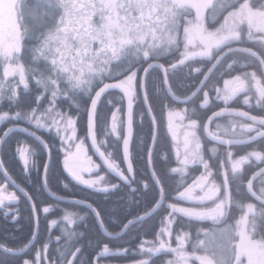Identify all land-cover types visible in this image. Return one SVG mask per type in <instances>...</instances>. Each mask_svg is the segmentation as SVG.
Returning <instances> with one entry per match:
<instances>
[{"label":"snow or ice","instance_id":"6c2138e0","mask_svg":"<svg viewBox=\"0 0 264 264\" xmlns=\"http://www.w3.org/2000/svg\"><path fill=\"white\" fill-rule=\"evenodd\" d=\"M0 124V264H264V0H0Z\"/></svg>","mask_w":264,"mask_h":264},{"label":"trees","instance_id":"16d2710c","mask_svg":"<svg viewBox=\"0 0 264 264\" xmlns=\"http://www.w3.org/2000/svg\"><path fill=\"white\" fill-rule=\"evenodd\" d=\"M3 126H4L3 124H0V127H3ZM10 145H11V148L14 149V147H15V140L14 139H12L10 141ZM5 152L7 155V161H8L9 168L11 170L12 175L16 179L17 183L20 184L21 186H25L27 184V186L29 188H33L35 181L37 179L35 173H33L32 182H27L26 178L24 177V175L21 171V166L17 163V161L15 159H13L12 152L8 148L5 149ZM53 159L55 161V155H54ZM139 170L141 173L144 172L142 163L139 165ZM60 171H62V169H58L54 163L53 164V172L56 174H59ZM50 187H51L52 191H56L60 195H66L65 191L62 189V187L58 183L55 182V180L52 181ZM74 193L78 196H87L88 195L87 192L79 190V189H74ZM35 194H36L37 200L41 204H43L44 201H47L50 199L48 194L45 191L36 192ZM90 198H95V197H90ZM19 208H20V212L22 215L20 225H16V224L12 223L10 220H6L3 217L2 213H0V238H3L5 236V234H8V233H13L16 236H21V237L28 234L29 223H28L27 217L29 214V208H28L26 202L23 201V199H21V203L19 205ZM52 218H55V216L54 215L49 216V219H52ZM46 227H47V224L42 217L41 218L42 238H43V235L45 233ZM18 228H22L23 231H17ZM52 231H53V237L56 234H59L58 230L55 228ZM113 243H116V241H113ZM52 246L55 247L54 239H53V245Z\"/></svg>","mask_w":264,"mask_h":264},{"label":"flooded vegetation","instance_id":"af4514ba","mask_svg":"<svg viewBox=\"0 0 264 264\" xmlns=\"http://www.w3.org/2000/svg\"><path fill=\"white\" fill-rule=\"evenodd\" d=\"M254 103V102H253ZM258 111V109H256V108H254L253 109V112H254V114L256 113ZM146 130V129H145ZM14 189H9V191H13ZM204 226H206V227H211V224H210V222H205V224H204Z\"/></svg>","mask_w":264,"mask_h":264},{"label":"water","instance_id":"95a60500","mask_svg":"<svg viewBox=\"0 0 264 264\" xmlns=\"http://www.w3.org/2000/svg\"><path fill=\"white\" fill-rule=\"evenodd\" d=\"M47 194H48V192L47 191H45Z\"/></svg>","mask_w":264,"mask_h":264}]
</instances>
